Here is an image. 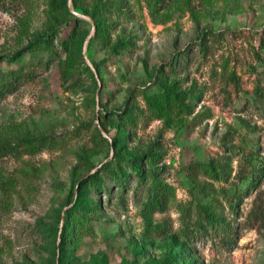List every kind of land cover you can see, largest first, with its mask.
Masks as SVG:
<instances>
[{"label": "rangeland", "instance_id": "374dc122", "mask_svg": "<svg viewBox=\"0 0 264 264\" xmlns=\"http://www.w3.org/2000/svg\"><path fill=\"white\" fill-rule=\"evenodd\" d=\"M0 86V264H264V0H0Z\"/></svg>", "mask_w": 264, "mask_h": 264}, {"label": "trees", "instance_id": "16d2710c", "mask_svg": "<svg viewBox=\"0 0 264 264\" xmlns=\"http://www.w3.org/2000/svg\"><path fill=\"white\" fill-rule=\"evenodd\" d=\"M4 87L5 86H3V87L0 88V94L5 90ZM15 149H16V147L13 146V145H3V146H0V150H2V152H0V155H2L4 153L5 154H7V153H14V150ZM142 157L143 156H141V155H136V156H134L131 159L132 171H134V173L136 175H138V176H140L141 173H142V165H141L142 164ZM167 194H168V189L166 188V186L165 185H160V186H158L154 190V194L153 195H154V197H155L156 200H159L160 201L161 198L166 199V195ZM67 220H69V219H67ZM65 229H66V226H64L63 230L65 231ZM230 237H232V236H230ZM227 241L229 243L230 241H232V238H228Z\"/></svg>", "mask_w": 264, "mask_h": 264}]
</instances>
